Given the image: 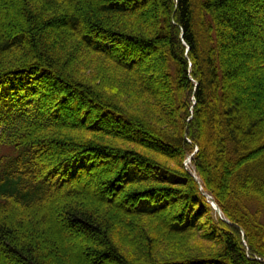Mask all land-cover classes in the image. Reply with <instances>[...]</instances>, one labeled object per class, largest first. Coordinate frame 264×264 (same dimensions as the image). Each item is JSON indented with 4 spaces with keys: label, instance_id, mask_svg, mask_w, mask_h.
I'll list each match as a JSON object with an SVG mask.
<instances>
[{
    "label": "trees",
    "instance_id": "obj_1",
    "mask_svg": "<svg viewBox=\"0 0 264 264\" xmlns=\"http://www.w3.org/2000/svg\"><path fill=\"white\" fill-rule=\"evenodd\" d=\"M9 1L0 255L264 264V77L238 81L249 62L264 71V0H18L24 22ZM250 38L256 53L241 48ZM65 226L92 241L71 246Z\"/></svg>",
    "mask_w": 264,
    "mask_h": 264
},
{
    "label": "rangeland",
    "instance_id": "obj_2",
    "mask_svg": "<svg viewBox=\"0 0 264 264\" xmlns=\"http://www.w3.org/2000/svg\"><path fill=\"white\" fill-rule=\"evenodd\" d=\"M19 2L18 0H10L9 3H7V8H8V13L10 16L14 17V18H17L19 21L21 22H24L23 19L21 18L20 16V12H19ZM244 7V6H243ZM260 10H258V12L254 15H251V28H252V32L254 31L256 34L259 32V29H260V24L262 25L263 21H261V16L262 14L259 13ZM264 24V23H263ZM26 24L23 25V27H25ZM248 44V45H247ZM247 44H244L243 46H241V48L244 49V51L248 52V53H256L257 52V47H258V41H257V38H250L247 40ZM241 49H239L240 51ZM157 51L154 50L150 53V55L146 58L145 62H144V66L145 65H150V66H155L154 63H149V58H154V56L157 55ZM148 62V63H147ZM256 64V63H255ZM255 64L253 62H249L248 65H250V67L252 68H247L245 70H243L242 74L240 75L239 77V83L241 85H246L248 82H249V77L251 76H254V77H258V76H261L262 78L264 77V71L261 70L260 73H257L255 71V68L257 66H255ZM148 65V66H149ZM259 67V66H258ZM264 69V68H263ZM155 75H158V74H155V73H150L148 72L147 74H143V77L149 79L151 76H155ZM247 78V79H246ZM246 79V80H245ZM51 85L53 86V84L51 83ZM257 95V94H256ZM261 96V95H260ZM251 97L256 100L258 102V104L260 105L261 104V97L259 98H256L255 95H251ZM263 97V96H262ZM262 106V105H261ZM189 157V156H188ZM186 158V160L184 161V164L185 162L189 161V158ZM186 168L189 170L190 173H194V171L192 170V165H191V160H190V164H189V167H187V165H185ZM195 174V173H194ZM92 181V180H91ZM94 181V180H93ZM89 182L88 184V190H90L91 192L95 193V185H94V182ZM63 232H67L69 234L72 235V239L70 241L71 243V246L73 247H84L85 245H87L88 242L92 241V238H86L84 237V235L76 228H73V227H70V226H65L63 229H62ZM54 254V253H53ZM82 262L84 264H88L89 263V259L87 257H83L82 256ZM7 259L0 255V264H18L17 262L15 261H6Z\"/></svg>",
    "mask_w": 264,
    "mask_h": 264
},
{
    "label": "water",
    "instance_id": "obj_3",
    "mask_svg": "<svg viewBox=\"0 0 264 264\" xmlns=\"http://www.w3.org/2000/svg\"><path fill=\"white\" fill-rule=\"evenodd\" d=\"M192 176H193L194 178H197L196 175H195L194 173H192ZM208 197H210V196H208ZM210 202H211V204H212L214 210L216 211V213L220 216V218H221L222 220H224L225 222H228V223H229L228 219H226V218H224V217L221 216V211H220L219 207L217 206V204L214 202V200H213L212 198H211V201H210Z\"/></svg>",
    "mask_w": 264,
    "mask_h": 264
},
{
    "label": "bare ground",
    "instance_id": "obj_4",
    "mask_svg": "<svg viewBox=\"0 0 264 264\" xmlns=\"http://www.w3.org/2000/svg\"><path fill=\"white\" fill-rule=\"evenodd\" d=\"M189 164H190V159L189 161L186 162L187 167H189Z\"/></svg>",
    "mask_w": 264,
    "mask_h": 264
}]
</instances>
